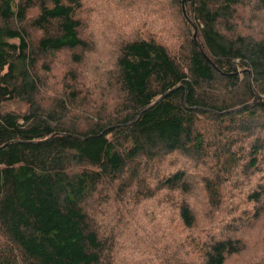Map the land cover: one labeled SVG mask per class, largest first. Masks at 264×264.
Wrapping results in <instances>:
<instances>
[{"label":"trees","instance_id":"obj_1","mask_svg":"<svg viewBox=\"0 0 264 264\" xmlns=\"http://www.w3.org/2000/svg\"><path fill=\"white\" fill-rule=\"evenodd\" d=\"M263 17L264 0H0V264L263 256L264 236L247 248L249 231L217 229L235 211L217 198L228 180L209 179L222 149L212 165L256 175L246 197L264 201Z\"/></svg>","mask_w":264,"mask_h":264},{"label":"rangeland","instance_id":"obj_2","mask_svg":"<svg viewBox=\"0 0 264 264\" xmlns=\"http://www.w3.org/2000/svg\"><path fill=\"white\" fill-rule=\"evenodd\" d=\"M86 4H88V3H86ZM107 13L110 14L109 12H107ZM108 14L105 15L106 18L109 16ZM83 16L86 20L89 19L91 16L90 11L87 10L86 12H84ZM106 18L103 20H100L98 24L96 22H90L88 24H94L93 31H95L97 26L105 25L107 23V22H105ZM122 25L124 26L125 29H128V28H126L127 26L130 27V30H129L130 35H131V28L132 27H133V33L134 34L141 32V25L140 26L135 25L133 21L131 24H126L125 21L123 20ZM106 26H108V29L112 30L110 25L107 24ZM85 27H86V25L83 28H85ZM262 28H264V24H263ZM139 29H140V31H139ZM87 32H89L88 29L85 30V35L87 34ZM121 34H122V32L119 35L120 39H121ZM104 35H105V32H101L100 35L97 37V39L94 41V42H98L97 44H95L96 48H102V50L105 49V46H104L105 45L104 44L105 43V36ZM113 35L114 34L110 35L109 41L115 38V36H113ZM35 36L37 37V33L33 34V37H34L33 40H35ZM69 63H71L70 54L69 53H66L64 55L61 54L59 60L57 59L55 61V63L49 62V67H50V69L51 68L54 69V71H52V72H56L57 74H59V77H61L64 69L67 66H69ZM81 71L83 73L85 72L84 66L81 68ZM59 81L60 80L58 78H56L55 82H56V85H58V86H59ZM70 83L71 82H68L69 85H70ZM49 87H50V85H49ZM4 107L9 108V109H14L15 111H18V112H19V110H21V111L23 110L22 106L16 105V104L11 105V104L6 103V104H4ZM200 128L209 135L215 133L213 125L207 119L202 118L200 120ZM236 140H237V137L234 138V141H236ZM238 147H242V146H238ZM221 152H222V149H219L218 151H215V150L212 151V154L210 156V163H209V167L212 169V172H210V170H209V172H210L209 179H214L216 176H219L220 179L228 180L227 185H225L224 188L220 190V196L217 198L218 199L222 198L226 202H228L229 206L235 211V220H232L231 218H227L226 220H224L222 222V224L219 225V227L217 229L222 231V233H225L223 231H225L226 226L228 224H232V227H235L237 229H241L243 231H245V230L249 231V232H244L245 234L243 236H241V238L243 237L247 240L246 246L248 248V246H250L252 243H254L255 239L258 238V242H259V240L264 236V201H262L261 204H253L246 197L247 196L246 194L251 189L252 190L255 189L256 182L260 179L256 175L252 174L254 177L253 181H251V184H246L244 179L242 177H240V174H238V170L237 171H233L234 169L227 170V168H231V167H228V165H223V164H221L222 165L221 167L213 166L212 164H214V161L220 155ZM263 155H264V153H263ZM179 162H180V164H184V167L190 168V164H188V162L186 160H184L183 158L180 157ZM243 164L244 163H242L241 165H243ZM192 171L195 174H201V172H204V170L199 169V168L193 169ZM229 172H231L230 175H229ZM131 209H132V206H131ZM166 210H167V214L169 215L170 219H175L174 210L171 208H167ZM255 214H259L258 219L254 216ZM246 217H249L248 218L249 220L246 219ZM172 225H173L172 221H169V228L170 229H172ZM142 226L146 227L147 223L141 222L138 224L139 228H141ZM213 228H214V225H213ZM252 232H253V238L250 239V235H252ZM204 234H205V232H204ZM174 237H176L177 239L185 240V241H187V239H188L186 237V234L176 235ZM195 250H196V247H195ZM258 251L259 250L256 247L250 246L248 248V250L246 251V255H244V253H241L239 255L230 257L227 260L226 264H257L259 262H262L264 255L261 256V254H260L261 252H258Z\"/></svg>","mask_w":264,"mask_h":264},{"label":"water","instance_id":"obj_3","mask_svg":"<svg viewBox=\"0 0 264 264\" xmlns=\"http://www.w3.org/2000/svg\"><path fill=\"white\" fill-rule=\"evenodd\" d=\"M183 9V8H182ZM183 14L185 15L184 11H183ZM192 25V24H191ZM193 39L196 43V45L198 46V48L200 49L201 51V48L199 46V44L196 42V29L193 27ZM202 52V51H201ZM258 101V102H257ZM261 103V98L259 96H254V100L252 103L246 105L245 107H248V106H251V105H256V104H259Z\"/></svg>","mask_w":264,"mask_h":264}]
</instances>
